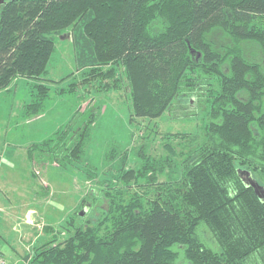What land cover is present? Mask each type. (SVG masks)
<instances>
[{"label": "trees", "instance_id": "trees-1", "mask_svg": "<svg viewBox=\"0 0 264 264\" xmlns=\"http://www.w3.org/2000/svg\"><path fill=\"white\" fill-rule=\"evenodd\" d=\"M68 29L80 82L127 89L135 117H161L183 97L210 107L198 134L171 133L179 141L165 140V154L142 151L141 165L121 166L120 186L87 165L91 194L58 231L45 226L46 241L20 251L21 262L264 264V199L248 184L252 173L264 190V66L247 53L254 44L264 58V0H7L0 91L20 77L47 80ZM34 87L27 118L45 109L49 86ZM93 109L34 143L30 158L63 168L80 161L101 112ZM133 185L157 195L129 192Z\"/></svg>", "mask_w": 264, "mask_h": 264}, {"label": "rangeland", "instance_id": "rangeland-1", "mask_svg": "<svg viewBox=\"0 0 264 264\" xmlns=\"http://www.w3.org/2000/svg\"><path fill=\"white\" fill-rule=\"evenodd\" d=\"M4 5V2L0 4V16ZM213 37L217 43L227 41L221 32L215 31ZM71 38L69 29L56 38V50L48 64L47 80L16 78L9 89L0 92V114L6 115V128L10 127L7 129L9 132L7 139L12 143H17L15 141L23 136L29 139L28 142L27 139L23 140L26 144L23 150L22 146L18 145L20 149H16L13 145L9 149H0L2 166H20L22 172H24V166H29L36 173V180L30 177L38 189L31 203L36 208V213H33L37 215L36 227L41 225V228H37L42 231V234L37 241L33 239L34 242L30 247L32 251L46 241L48 235L44 232L45 226H52L54 231H58L83 196L91 194L89 191L94 187V183L86 174L87 165L96 168L99 174L97 179H111L120 186L121 183L117 182L115 177L121 166L141 165L139 154L142 151L154 157L162 155L161 152L165 154L162 147L165 140L171 139L173 143L179 141V138H172L171 133L198 134L205 124L210 107V104L206 103L199 107L190 103L189 106L186 97H183L185 99L179 98L170 111H166L161 117L154 119L135 117L132 114V103L127 89L100 92L96 90L97 82H80L82 75L76 67L75 48ZM247 53L255 56L264 66V58L254 44L247 47ZM35 82H44L49 86L47 95L45 94V109L37 116L27 118L25 115L27 104L32 102L37 92L34 87ZM97 107L101 108V112L98 114L94 133L80 161L70 163L68 167L63 168L56 162H39L30 158L29 147L31 148L34 143L42 141L63 128L76 112L89 108H94L95 111ZM87 115L88 113L83 117ZM112 150H115L114 156L111 155ZM37 152L39 153V150ZM126 153L128 155L124 158ZM30 172L32 175V171ZM251 176L252 179H256L254 174L251 173ZM165 177L166 175L161 176L160 180L165 181ZM20 186L22 184L13 185L15 189ZM127 190L145 192L150 197L157 195V189L153 185H149V188L133 185ZM17 212L23 213L21 210ZM23 226H27L29 230L34 228L25 224ZM4 233L8 234L11 240L18 236L11 229ZM49 234L51 236V232ZM14 246L19 247L20 251H23V248L27 249V245L19 243ZM4 248L8 250L5 264H16L13 248L7 243L4 244Z\"/></svg>", "mask_w": 264, "mask_h": 264}, {"label": "crops", "instance_id": "crops-1", "mask_svg": "<svg viewBox=\"0 0 264 264\" xmlns=\"http://www.w3.org/2000/svg\"><path fill=\"white\" fill-rule=\"evenodd\" d=\"M6 126V115L0 114V149H9L11 145L16 146V149H20L17 147L18 145L20 147L22 146L21 149L23 150L26 145L24 144L23 140L27 138H24L23 136L20 140L15 141L17 143H12L7 139L9 133L7 132V129H10V127L6 128ZM28 140L29 139H27V142ZM22 160L25 162V158L23 156ZM31 169L29 168V166H24V172H22L20 170V166H2V162L0 159V249L1 251H3V253L5 252L4 254L6 258L8 250L4 248V244L7 243L8 245H10L14 250V263L16 264H19L21 262V257L19 256V252L21 249L19 247H15L14 245L18 243L20 245H27V249L22 250H28L34 242L33 239L37 241V238L41 237L40 235L42 234V231H40L36 227L37 215H34L36 213V208H34L33 204L31 203L33 198H35V192L38 190L36 189L37 186L32 180V178L35 180L36 178L33 177V169ZM30 171H32V175ZM17 184H22V186H20L18 189H15L16 187H13V185ZM31 196L32 198H30ZM18 210H21V212L23 213L19 214L17 212ZM24 224L33 226L34 228H31L29 230L27 226H23ZM8 229H11L15 234L18 235L14 240L9 239L8 234L4 233V231Z\"/></svg>", "mask_w": 264, "mask_h": 264}, {"label": "water", "instance_id": "water-1", "mask_svg": "<svg viewBox=\"0 0 264 264\" xmlns=\"http://www.w3.org/2000/svg\"><path fill=\"white\" fill-rule=\"evenodd\" d=\"M6 1H7V0H0V4H1L2 2L5 3ZM248 184H250V185L252 184V185L255 187L256 191L259 192L260 197L264 199V190L261 189V188L258 186V184L256 183V181H255L254 179H250V180L248 181ZM260 190H261V191H260Z\"/></svg>", "mask_w": 264, "mask_h": 264}, {"label": "built area", "instance_id": "built-area-1", "mask_svg": "<svg viewBox=\"0 0 264 264\" xmlns=\"http://www.w3.org/2000/svg\"><path fill=\"white\" fill-rule=\"evenodd\" d=\"M6 259H4V256L0 253V264H5Z\"/></svg>", "mask_w": 264, "mask_h": 264}]
</instances>
